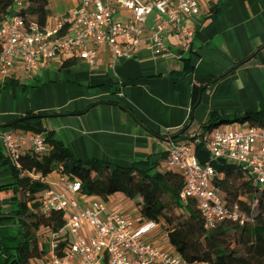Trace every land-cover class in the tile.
Returning a JSON list of instances; mask_svg holds the SVG:
<instances>
[{
  "label": "crops",
  "instance_id": "1",
  "mask_svg": "<svg viewBox=\"0 0 264 264\" xmlns=\"http://www.w3.org/2000/svg\"><path fill=\"white\" fill-rule=\"evenodd\" d=\"M46 1L48 24L51 17L79 4V0ZM200 3L202 14L192 20L196 34L191 55L180 57L175 39L170 38V52L165 57L141 49L131 59L112 63L109 54L103 52L94 63L76 60L66 68L58 62H45L33 76L17 64L8 78L19 80L27 89L17 88L13 94L0 90V125L28 113L48 114L44 129L52 132L53 139L67 147L75 159L164 172L167 138L185 125L192 124L186 136L200 134V125L209 120L212 111L231 118L235 113L258 111L264 104V0ZM214 3L217 10L209 13ZM186 58H191L193 69L185 74ZM4 81L0 77V85ZM111 82L121 88L120 92L113 93ZM195 85L206 88L192 110ZM57 176L53 173L46 180L56 181ZM11 180L3 161L0 184ZM9 196V192L0 193L5 208L11 204ZM116 197L126 200L120 194L110 197L105 203L107 212L138 216L130 201V213L116 207Z\"/></svg>",
  "mask_w": 264,
  "mask_h": 264
},
{
  "label": "built area",
  "instance_id": "2",
  "mask_svg": "<svg viewBox=\"0 0 264 264\" xmlns=\"http://www.w3.org/2000/svg\"><path fill=\"white\" fill-rule=\"evenodd\" d=\"M22 8V1L15 0L14 14L0 26L2 79L17 64L33 76L45 62L75 59L94 63L103 52L112 63L131 59L141 49L165 57L170 52V38L175 39L181 57L193 47L196 31L192 20L202 14L200 0H79L76 8L51 17L39 30L18 14ZM167 139L165 171L184 176L179 199L184 205L194 204L206 231L225 221L243 226L250 220L237 204L226 202L211 162L238 167L256 189H264L263 127L237 124L209 134L201 131L196 142L203 143L210 156L205 164L199 162L193 144L171 136ZM0 144L5 160L16 167L24 152L41 156L49 150L42 133L24 130L0 129ZM44 183L48 188L40 194L42 212L62 213L66 246L57 254L60 245L51 242L42 264H209L186 262L155 222L140 221L139 215L131 218L119 211L107 212L105 202L82 194L77 182L58 175L56 181L45 178Z\"/></svg>",
  "mask_w": 264,
  "mask_h": 264
},
{
  "label": "trees",
  "instance_id": "3",
  "mask_svg": "<svg viewBox=\"0 0 264 264\" xmlns=\"http://www.w3.org/2000/svg\"><path fill=\"white\" fill-rule=\"evenodd\" d=\"M14 4L15 0H0V26L14 9ZM216 10L217 4L214 3L209 13ZM18 14L29 25L43 30L50 11L46 0H28L27 6L20 9ZM189 53H193L192 49ZM74 64L75 59H66L61 67ZM192 69L191 58L184 59V73H190ZM109 86L113 93L121 90L115 83L111 82ZM17 88L27 89V86L13 78H6L0 85V90L6 94H13ZM205 88L197 85L193 87L192 110L199 105ZM48 116L28 113L11 121V126L1 128L46 133L45 141L49 150L41 156L24 152L18 160L19 167L8 163L0 153V164L4 161L12 177L10 182L0 184V193L9 192L8 199L11 202L5 208L0 198V264H32L45 257L51 242L59 243L57 254H61L62 248L66 246L62 235L65 225L62 213H43L41 209L40 194L48 188L44 179L53 173L79 183L82 194L100 198L105 203L116 194L122 195L133 203L140 221H152L160 226L174 251L188 263L264 264V189H256L251 178L241 169L221 161L211 162L217 173L216 185L226 202L229 205L237 204L250 220L243 226L225 221L206 231L194 204L184 205L179 199L185 183L181 173L168 170L151 173L149 169L111 166L93 159L87 162L77 160L67 147L53 139L52 132L44 129L43 121ZM233 124L264 128V104L258 111L245 112L232 120H224L218 111H212L209 120L199 129L209 134ZM191 126L188 123L172 138L193 144L199 162L205 164L210 161V156L203 143H197L196 136L185 135ZM43 231L50 241L40 242V233ZM232 233H239L242 239H248L241 253L226 245V239Z\"/></svg>",
  "mask_w": 264,
  "mask_h": 264
},
{
  "label": "rangeland",
  "instance_id": "4",
  "mask_svg": "<svg viewBox=\"0 0 264 264\" xmlns=\"http://www.w3.org/2000/svg\"><path fill=\"white\" fill-rule=\"evenodd\" d=\"M23 3V6H25L26 4V0H21ZM236 116L241 115V113H235ZM234 115V117H235ZM234 117H227L224 114H221V118L224 120H232ZM199 133H194L191 135V137H198ZM116 201V207H120L124 210H126L128 213L132 212V208H129L130 202L126 201V200H121L119 197L114 198ZM40 242H47L50 241V237L47 235V233L45 231L40 233ZM248 242L247 238H241V235L239 233H232L227 239H226V245L230 248V249H234L237 250L239 253L242 252L244 243Z\"/></svg>",
  "mask_w": 264,
  "mask_h": 264
},
{
  "label": "water",
  "instance_id": "5",
  "mask_svg": "<svg viewBox=\"0 0 264 264\" xmlns=\"http://www.w3.org/2000/svg\"><path fill=\"white\" fill-rule=\"evenodd\" d=\"M11 125H12V123H7V124H4V125H0V129L1 128H7V127H9Z\"/></svg>",
  "mask_w": 264,
  "mask_h": 264
}]
</instances>
